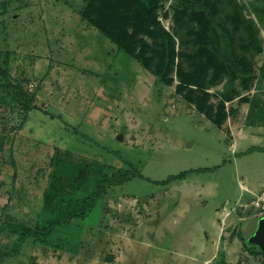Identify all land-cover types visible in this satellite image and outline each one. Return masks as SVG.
Masks as SVG:
<instances>
[{
  "label": "rangeland",
  "instance_id": "1",
  "mask_svg": "<svg viewBox=\"0 0 264 264\" xmlns=\"http://www.w3.org/2000/svg\"><path fill=\"white\" fill-rule=\"evenodd\" d=\"M5 1L0 49L13 52L10 74L41 108L22 117L0 106V264H219L221 254L226 264H264V252L244 246L264 213V120L249 119V104L226 102L235 116L215 125L175 76L156 83L81 17L84 0ZM170 16L159 14L168 29ZM248 92L264 101V79ZM58 149L112 169L130 161L145 176L108 190L81 221L75 250L21 240ZM189 169L198 170L150 181Z\"/></svg>",
  "mask_w": 264,
  "mask_h": 264
},
{
  "label": "trees",
  "instance_id": "2",
  "mask_svg": "<svg viewBox=\"0 0 264 264\" xmlns=\"http://www.w3.org/2000/svg\"><path fill=\"white\" fill-rule=\"evenodd\" d=\"M6 6V1L0 0V18L7 12ZM169 11L168 29L159 14L168 17ZM79 13L118 51L151 73L156 83L171 84L175 76L176 90L213 124L221 125L230 114L235 116L237 108L226 105L234 99L237 105L249 104L250 120H264V101L248 92L256 80L264 79V41L260 35L264 0H84ZM12 58L11 50L0 49V106L24 117L29 110L41 107L35 92L23 85L26 79L11 76ZM219 84L221 88L209 91ZM49 163L42 207L21 233V240L24 234L32 243L45 247L67 245L75 250L81 243V221L98 201L103 207L108 190L134 176L145 178L130 161L112 169L96 159H74L68 150H56ZM197 170H183L161 180L146 179L167 184ZM247 245L261 252L246 240ZM219 264H226L222 254Z\"/></svg>",
  "mask_w": 264,
  "mask_h": 264
},
{
  "label": "water",
  "instance_id": "3",
  "mask_svg": "<svg viewBox=\"0 0 264 264\" xmlns=\"http://www.w3.org/2000/svg\"><path fill=\"white\" fill-rule=\"evenodd\" d=\"M118 138H121V133L117 135ZM249 243L256 245L262 252H264V215L259 217L257 227L252 234L249 235Z\"/></svg>",
  "mask_w": 264,
  "mask_h": 264
},
{
  "label": "flooded vegetation",
  "instance_id": "4",
  "mask_svg": "<svg viewBox=\"0 0 264 264\" xmlns=\"http://www.w3.org/2000/svg\"><path fill=\"white\" fill-rule=\"evenodd\" d=\"M260 215H264V213L260 214Z\"/></svg>",
  "mask_w": 264,
  "mask_h": 264
}]
</instances>
